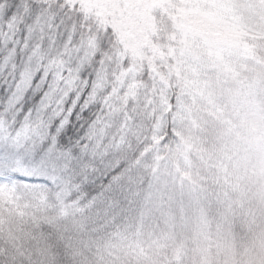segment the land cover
I'll return each mask as SVG.
<instances>
[{"label":"snow or ice","instance_id":"6c2138e0","mask_svg":"<svg viewBox=\"0 0 264 264\" xmlns=\"http://www.w3.org/2000/svg\"><path fill=\"white\" fill-rule=\"evenodd\" d=\"M0 264H264V0H0Z\"/></svg>","mask_w":264,"mask_h":264}]
</instances>
